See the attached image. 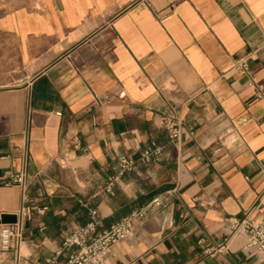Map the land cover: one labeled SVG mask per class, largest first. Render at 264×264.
Wrapping results in <instances>:
<instances>
[{"label": "crops", "instance_id": "0c3cea01", "mask_svg": "<svg viewBox=\"0 0 264 264\" xmlns=\"http://www.w3.org/2000/svg\"><path fill=\"white\" fill-rule=\"evenodd\" d=\"M252 81L264 93V0H0V217L24 204L6 184L24 166L34 213L0 264L64 260L91 209L108 227L154 198L107 264H264L226 224L264 215ZM152 142L161 156L140 161ZM122 154L137 164L109 192Z\"/></svg>", "mask_w": 264, "mask_h": 264}, {"label": "built area", "instance_id": "2783aa9c", "mask_svg": "<svg viewBox=\"0 0 264 264\" xmlns=\"http://www.w3.org/2000/svg\"><path fill=\"white\" fill-rule=\"evenodd\" d=\"M234 69L241 72H248V62L246 59H240L234 65ZM255 85L257 91L256 96L262 98L264 96L263 87ZM162 127L168 132L172 142L180 140L181 124L173 119L164 118ZM163 147L152 142L141 153L140 161L148 162L161 156ZM137 159L128 154H122L118 157V162L114 175H112L106 185L107 191L111 192L115 183L125 173L133 170L137 164ZM7 185H16L21 188L23 193V201L18 215L17 221L12 224H0V250L16 249L24 240V222L33 218V210L26 203L28 202L27 191L29 187L25 166L18 172L11 174L6 183ZM159 198H154L146 207L133 210L128 215L115 221L108 227H102L98 213L95 209H91L89 220L79 225L69 232L62 241L61 250L67 252L64 260H59L57 256L46 260V264H107L109 255H113V246L122 240L130 239L134 236L136 224L142 221L146 216L148 207L160 205ZM213 205L214 203H209ZM228 229L234 234H242L245 237V247L252 248L257 255L264 260V215L260 218L231 217L226 221ZM200 243H205L201 239ZM226 246L214 247L206 245L204 252L207 255L216 257L226 251ZM18 264V263H17Z\"/></svg>", "mask_w": 264, "mask_h": 264}, {"label": "water", "instance_id": "95a60500", "mask_svg": "<svg viewBox=\"0 0 264 264\" xmlns=\"http://www.w3.org/2000/svg\"><path fill=\"white\" fill-rule=\"evenodd\" d=\"M17 221V217L15 215H7L4 214L0 217V224H12Z\"/></svg>", "mask_w": 264, "mask_h": 264}]
</instances>
